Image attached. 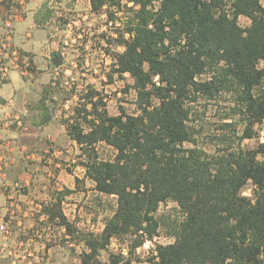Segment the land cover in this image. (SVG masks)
Returning <instances> with one entry per match:
<instances>
[{"label": "trees", "instance_id": "1", "mask_svg": "<svg viewBox=\"0 0 264 264\" xmlns=\"http://www.w3.org/2000/svg\"><path fill=\"white\" fill-rule=\"evenodd\" d=\"M125 1L130 16L114 39L124 46L114 68L133 77L139 112L111 114L89 86L68 122L86 177L117 200L103 231L85 233L83 264L100 263L113 239H127L128 250H109V264H264V140L243 146L264 128V4ZM123 2L91 0L94 11L120 10ZM242 15L249 25H241ZM223 92L234 100L206 131L194 103ZM101 142L115 150L113 158L100 156ZM250 182L253 194L246 195ZM62 200L61 193L45 211L74 234ZM169 200L184 213L174 241L143 258L137 250L158 235L166 221L157 212Z\"/></svg>", "mask_w": 264, "mask_h": 264}, {"label": "crops", "instance_id": "2", "mask_svg": "<svg viewBox=\"0 0 264 264\" xmlns=\"http://www.w3.org/2000/svg\"><path fill=\"white\" fill-rule=\"evenodd\" d=\"M61 15L77 23L95 13L91 0H30L28 12L13 20V43L30 55L32 68L27 74L12 70L0 84V121L9 120L0 126V264H67L83 253V242L62 234L58 218L51 220L45 211L64 186L76 188V177L58 168L69 147L80 148L68 133L80 99L45 91L58 82L60 68L79 64L68 57L78 35L68 33L73 25L62 24ZM74 244L76 254L68 248Z\"/></svg>", "mask_w": 264, "mask_h": 264}, {"label": "rangeland", "instance_id": "3", "mask_svg": "<svg viewBox=\"0 0 264 264\" xmlns=\"http://www.w3.org/2000/svg\"><path fill=\"white\" fill-rule=\"evenodd\" d=\"M261 1L264 4V0ZM125 3L126 1L124 0V7L120 10L109 5L99 11L93 10L95 15L84 19L81 17L77 23H73L65 15L60 16L62 24L71 23L73 25L69 29L71 32L68 33L72 37L78 35L76 41L72 42V51L68 54V57L70 60H79V64L73 68L68 66L60 68L59 74H57L59 77L58 82L47 88L49 93L65 98L75 97L74 99L77 100L80 99L82 93L89 86H92L101 91L111 114H119L121 110H125L128 113L139 112L136 102L137 90L134 87L133 77L130 73H125L121 76L114 68L115 54L124 50V46L118 45L114 39L118 37L120 32L126 30L130 16ZM110 14H113L114 17L110 18ZM239 21L243 26L251 23V19L244 15L240 16ZM126 36L128 37L129 34L127 33ZM70 45L66 44L69 47ZM77 53L79 55H76ZM203 77L205 78L207 75ZM233 100V96L230 93L223 92L211 100L200 97L194 103V108L198 111V117L205 121L206 131L215 127L213 123L224 115ZM79 105L80 101L75 107ZM239 128L242 130V126ZM259 138L264 140V128L260 129L259 137L244 140L243 146H255ZM97 147L102 158L111 159L114 157L115 150L108 144L101 142ZM54 157L55 155L51 158L53 159ZM62 161V165L58 169L62 170L61 173L63 175L68 176L71 174L76 178L77 176L80 177V181H76L75 189L64 186L65 188L61 192L64 200V203H62L63 211L67 213V217L76 228L74 234H68L66 227L63 225L65 230L62 234H68L71 241L75 242L78 239L79 242H83V247L82 244H79V251H84L87 249L85 242L82 240L85 237V233L98 235L103 231L107 219L115 211L117 200L113 195H106L97 191L94 181L86 177L85 167L81 164L80 148L69 147V151L64 153ZM243 191L246 195H252L253 184L251 182L248 183ZM157 215L163 217L166 222L160 226L158 235L154 240H148L143 246L138 248L137 252L143 258L155 249L156 244L173 242V226L184 217L179 205L173 200L163 202ZM57 223H60L59 219ZM128 242L127 239H113L109 245V250L113 252L123 250L127 253ZM68 248L72 252H76L75 244L73 246L69 245ZM109 250H101L98 256L100 263L95 264H109ZM73 256L74 259H69L67 264H83L82 253L79 254V259L75 255Z\"/></svg>", "mask_w": 264, "mask_h": 264}, {"label": "built area", "instance_id": "4", "mask_svg": "<svg viewBox=\"0 0 264 264\" xmlns=\"http://www.w3.org/2000/svg\"><path fill=\"white\" fill-rule=\"evenodd\" d=\"M29 1L0 0V19L3 22V29H0V84L9 78L12 70H20L27 74L32 68L30 55L21 51L13 43V20L28 12ZM6 121L9 122V120ZM6 121H0V126L5 125ZM15 121L19 126L24 122L23 117L20 116L15 117ZM2 169L0 168V170ZM1 228L6 229V226L1 225Z\"/></svg>", "mask_w": 264, "mask_h": 264}]
</instances>
